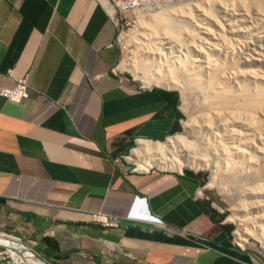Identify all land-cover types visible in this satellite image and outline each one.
<instances>
[{
  "label": "crops",
  "instance_id": "crops-1",
  "mask_svg": "<svg viewBox=\"0 0 264 264\" xmlns=\"http://www.w3.org/2000/svg\"><path fill=\"white\" fill-rule=\"evenodd\" d=\"M117 6L0 0V87L28 76L26 98L0 96V236L56 264H264L235 240L205 170L136 161L184 114L175 89L116 71Z\"/></svg>",
  "mask_w": 264,
  "mask_h": 264
},
{
  "label": "rangeland",
  "instance_id": "rangeland-1",
  "mask_svg": "<svg viewBox=\"0 0 264 264\" xmlns=\"http://www.w3.org/2000/svg\"><path fill=\"white\" fill-rule=\"evenodd\" d=\"M116 1L123 2L116 71L180 97L183 129L162 143L168 160L185 165L163 169L205 170L235 240L242 229L249 236L240 245L264 259V0ZM162 12L171 19L165 27L157 20ZM244 100L251 108L237 105ZM0 253L17 264H42L6 244Z\"/></svg>",
  "mask_w": 264,
  "mask_h": 264
},
{
  "label": "bare ground",
  "instance_id": "bare-ground-1",
  "mask_svg": "<svg viewBox=\"0 0 264 264\" xmlns=\"http://www.w3.org/2000/svg\"><path fill=\"white\" fill-rule=\"evenodd\" d=\"M117 5H119V3H117ZM162 13L163 14H157L158 15V19L157 20H158L159 25H164L162 27H165V26H168L170 24V23L167 24L169 22L170 16H169V13L168 12H162ZM237 105H240V107H242V106L243 107H246L248 109L251 108V106H252L250 100H246V101L244 100L243 102L242 101L241 102H238ZM138 141H137V143H138ZM175 141L176 140L174 139L173 142H175ZM139 145H140L139 148H136L133 153L135 155L136 161H138L142 165V168L150 167V166H153V165H158L161 168H164V167L173 168L175 166V167H178L179 169H181V167L183 165H185L184 163L179 162V161L168 160L165 157V154H164V149H165L164 144H160V143H158V144L157 143H144V142H141ZM237 234H238L237 235V238H238V240L241 243H244V242L247 241V238H248L249 235L245 231H243L242 229H240L237 232ZM0 244H6L7 247L10 250L12 249L16 253L19 252V253H22V254H25V255L26 254H29V255H31V258L32 259H35V260H37L38 262H40L42 264H51L43 256H41V255L37 254L36 252H34L33 250L29 249L26 245H24L22 243H19V242H16L15 240L8 239V238H5L3 236H0ZM21 246H25L27 249H24ZM13 254H15V253H13ZM20 257L23 258L21 255H20ZM16 262H17V260H16ZM29 262H31V261H29Z\"/></svg>",
  "mask_w": 264,
  "mask_h": 264
},
{
  "label": "built area",
  "instance_id": "built-area-1",
  "mask_svg": "<svg viewBox=\"0 0 264 264\" xmlns=\"http://www.w3.org/2000/svg\"><path fill=\"white\" fill-rule=\"evenodd\" d=\"M113 1L115 2V4L121 3V5H123V2H119L116 0ZM133 4L135 3L132 1V3H129L128 6L129 7L133 6ZM121 5L120 4L118 5L119 8ZM27 88H28V76L26 75V76L18 77L16 78V82L13 87H0V96H4L8 100L17 102L28 96ZM93 218L97 221H100L102 224L105 225L110 224L107 217L103 216L102 214H94Z\"/></svg>",
  "mask_w": 264,
  "mask_h": 264
},
{
  "label": "clouds",
  "instance_id": "clouds-1",
  "mask_svg": "<svg viewBox=\"0 0 264 264\" xmlns=\"http://www.w3.org/2000/svg\"><path fill=\"white\" fill-rule=\"evenodd\" d=\"M118 7V6H117Z\"/></svg>",
  "mask_w": 264,
  "mask_h": 264
}]
</instances>
